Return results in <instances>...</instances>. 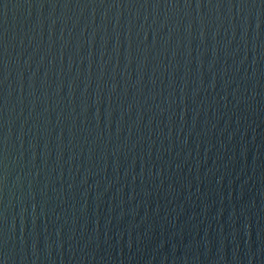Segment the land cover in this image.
<instances>
[{
    "label": "water",
    "instance_id": "obj_1",
    "mask_svg": "<svg viewBox=\"0 0 264 264\" xmlns=\"http://www.w3.org/2000/svg\"><path fill=\"white\" fill-rule=\"evenodd\" d=\"M0 264H264V0H0Z\"/></svg>",
    "mask_w": 264,
    "mask_h": 264
}]
</instances>
